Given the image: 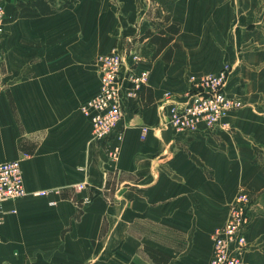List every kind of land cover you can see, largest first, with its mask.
I'll use <instances>...</instances> for the list:
<instances>
[{
	"label": "crops",
	"instance_id": "crops-1",
	"mask_svg": "<svg viewBox=\"0 0 264 264\" xmlns=\"http://www.w3.org/2000/svg\"><path fill=\"white\" fill-rule=\"evenodd\" d=\"M23 5L7 0L6 12ZM53 7L4 26L0 162L19 161L27 194L1 203L0 264H208L239 185L251 198L242 264H264V0H178L169 61L168 45L152 58L135 40L153 19L139 0ZM113 51L123 118L93 140L80 106L98 90V57ZM228 52L226 88L243 106L227 125L175 130L169 107L185 106L190 76L217 72ZM140 70L146 83L126 95Z\"/></svg>",
	"mask_w": 264,
	"mask_h": 264
},
{
	"label": "built area",
	"instance_id": "built-area-1",
	"mask_svg": "<svg viewBox=\"0 0 264 264\" xmlns=\"http://www.w3.org/2000/svg\"><path fill=\"white\" fill-rule=\"evenodd\" d=\"M59 4L68 0H56ZM7 0H0V62L3 59L2 39L4 26L14 19L18 10L6 12ZM139 60L138 55H134ZM99 86L97 92L81 106V112L88 116L91 122V138L99 140L107 136L118 126L123 118L122 104L124 100L123 86L120 77L122 56L118 52H109L98 57ZM148 71L140 70L128 75L130 87L126 95L134 94L148 79ZM228 69L221 68L216 73L190 76L189 100L182 109L174 105L169 107V124L177 131L192 132L200 125L213 128L227 125V115L240 108L242 102L231 96L226 90ZM147 127L141 128L144 137ZM116 149L111 152L115 156ZM80 184L78 187H82ZM47 190L34 192L44 195ZM27 191L18 160L0 162V211L1 203L6 200L25 196ZM251 198L248 190L239 185L230 203L227 218L223 225L216 227L212 234L211 254L208 264H242V253L246 249V227L249 224ZM1 217V216H0Z\"/></svg>",
	"mask_w": 264,
	"mask_h": 264
},
{
	"label": "trees",
	"instance_id": "trees-1",
	"mask_svg": "<svg viewBox=\"0 0 264 264\" xmlns=\"http://www.w3.org/2000/svg\"><path fill=\"white\" fill-rule=\"evenodd\" d=\"M55 0H30L27 5H23L24 11H31L35 14H47L53 12L55 9L53 3ZM70 2V1H69ZM68 2V3H69ZM20 5L22 3L19 1ZM67 2L62 3V6L68 4ZM22 11V10H21ZM152 26L147 28L141 35L135 38L138 40L147 39V44L153 53L151 57H155L160 53L163 47L168 45V48L162 54V58L166 61H169L174 49L179 48L180 45L177 41L174 40V36L180 32V24L178 22L170 20V16L167 13L162 16L159 15V12H156L153 16ZM149 255L153 258L154 261L165 262L166 258H161L155 250L147 249Z\"/></svg>",
	"mask_w": 264,
	"mask_h": 264
},
{
	"label": "rangeland",
	"instance_id": "rangeland-1",
	"mask_svg": "<svg viewBox=\"0 0 264 264\" xmlns=\"http://www.w3.org/2000/svg\"><path fill=\"white\" fill-rule=\"evenodd\" d=\"M20 1V0H19ZM72 2L73 0H68L67 1V3L68 2ZM140 1V3L144 6V8H146L147 6H148V8L150 9V11L152 12V16H154V14L156 13V12H159V15L160 16H162L163 14H165V13H167V12H169V10L171 11V9L173 10V8H175V9H177L175 6H176V4H177V2H178V0H139ZM22 4L24 3V1H20ZM69 2V3H70ZM146 6V7H145ZM215 6V5H214ZM212 7V9H209L208 8V11H207V13H206V15H205V17H207V16H211V10H212V12H213V5L211 6ZM145 10V9H144ZM22 13H23V10L22 11H17V14H16V17H18V16H20V15H22ZM224 38V37H223ZM250 43H248V45H249ZM245 45H247V44H245ZM225 56H226V59L225 60H223L224 62L222 63V65H221V67L219 68V70L221 69V68H223V67H227V69H228V74H227V77H228V75H229V73H230V71H231V69H232V64H231V58H232V53L231 52H228V54H225ZM228 56V57H227ZM218 70V71H219ZM217 71V72H218ZM209 73H213V72H209ZM216 73V72H215ZM227 80V79H226ZM226 90H227V88H226ZM227 92H228V90H227ZM229 93V92H228ZM231 96H233V95H231ZM234 97H236V96H234ZM237 98V97H236ZM239 99V98H238ZM240 100V99H239ZM241 101V100H240ZM243 106V103H242V105H241V107ZM240 107V108H241ZM239 108H237L236 110H238Z\"/></svg>",
	"mask_w": 264,
	"mask_h": 264
}]
</instances>
